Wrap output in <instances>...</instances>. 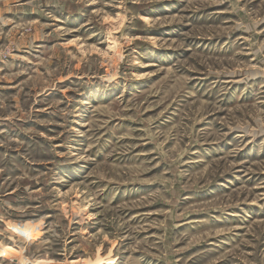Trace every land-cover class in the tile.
Masks as SVG:
<instances>
[{"label":"rangeland","instance_id":"obj_1","mask_svg":"<svg viewBox=\"0 0 264 264\" xmlns=\"http://www.w3.org/2000/svg\"><path fill=\"white\" fill-rule=\"evenodd\" d=\"M0 264H264V0H0Z\"/></svg>","mask_w":264,"mask_h":264}]
</instances>
